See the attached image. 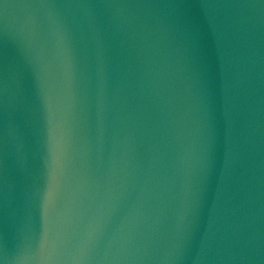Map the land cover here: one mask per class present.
I'll return each instance as SVG.
<instances>
[{"label":"water","instance_id":"95a60500","mask_svg":"<svg viewBox=\"0 0 264 264\" xmlns=\"http://www.w3.org/2000/svg\"><path fill=\"white\" fill-rule=\"evenodd\" d=\"M0 264H264V0H0Z\"/></svg>","mask_w":264,"mask_h":264}]
</instances>
